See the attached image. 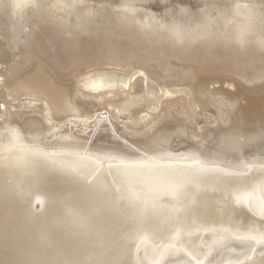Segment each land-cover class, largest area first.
<instances>
[{
  "label": "rangeland",
  "instance_id": "rangeland-1",
  "mask_svg": "<svg viewBox=\"0 0 264 264\" xmlns=\"http://www.w3.org/2000/svg\"><path fill=\"white\" fill-rule=\"evenodd\" d=\"M23 5L15 9L13 0H0V124L9 115L24 132H38L35 140L49 149L72 144L130 157L170 150L222 164L264 161V0ZM36 64L74 90L75 105L92 115L87 125L69 116L54 129L42 100L14 99L5 91L6 80L30 74ZM97 73L127 84L93 94L78 86L82 77ZM135 96L121 112L109 104ZM34 208L41 204L34 201ZM247 245L237 244L228 260L249 250L264 254L263 245ZM48 247L40 244L42 254L53 256ZM213 255L216 264L226 259L224 253ZM170 257L162 264H174ZM13 258L3 256L0 264Z\"/></svg>",
  "mask_w": 264,
  "mask_h": 264
},
{
  "label": "bare ground",
  "instance_id": "bare-ground-1",
  "mask_svg": "<svg viewBox=\"0 0 264 264\" xmlns=\"http://www.w3.org/2000/svg\"><path fill=\"white\" fill-rule=\"evenodd\" d=\"M30 1L13 0V6ZM79 82L89 94L127 84L100 73ZM5 89L14 99L42 100L54 129L69 116L85 124L92 118L73 102L74 90L39 64L6 80ZM135 98L109 104L121 112ZM8 116L0 124V258L13 256L11 264H121L124 258L126 264H162L174 256V264H216L218 252L226 257L221 264H264V254L250 250L228 260L237 244L264 249L263 160L222 164L170 150L130 157L72 144L49 149L35 140L38 132H24ZM41 243L53 256L42 254Z\"/></svg>",
  "mask_w": 264,
  "mask_h": 264
}]
</instances>
